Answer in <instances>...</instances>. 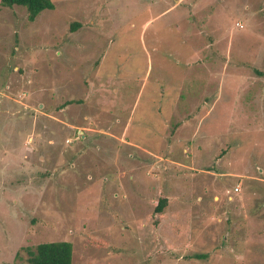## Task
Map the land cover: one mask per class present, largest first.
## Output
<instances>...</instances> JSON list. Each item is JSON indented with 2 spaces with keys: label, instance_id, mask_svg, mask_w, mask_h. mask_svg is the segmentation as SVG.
<instances>
[{
  "label": "rangeland",
  "instance_id": "374dc122",
  "mask_svg": "<svg viewBox=\"0 0 264 264\" xmlns=\"http://www.w3.org/2000/svg\"><path fill=\"white\" fill-rule=\"evenodd\" d=\"M52 1L0 5V264H264V0Z\"/></svg>",
  "mask_w": 264,
  "mask_h": 264
},
{
  "label": "trees",
  "instance_id": "16d2710c",
  "mask_svg": "<svg viewBox=\"0 0 264 264\" xmlns=\"http://www.w3.org/2000/svg\"><path fill=\"white\" fill-rule=\"evenodd\" d=\"M0 5L8 8L15 6L24 7L28 12V19L34 22L37 17L45 10H54L55 5L52 0H0ZM80 24L74 23L72 31L74 32ZM256 74L264 77V72L255 70ZM74 103L70 101L65 106ZM63 108V107H62ZM168 205L166 197L159 198L155 208L154 226L158 227L165 216V208ZM93 245L105 247L107 243L101 240H92ZM29 264H73V244L70 242H48L39 244L35 249L28 248ZM200 257L196 255V258Z\"/></svg>",
  "mask_w": 264,
  "mask_h": 264
}]
</instances>
